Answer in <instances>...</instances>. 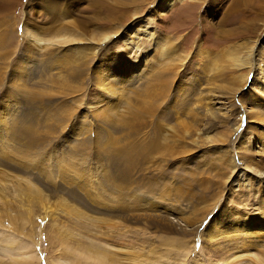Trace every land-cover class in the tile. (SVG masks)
<instances>
[{"label": "rangeland", "instance_id": "rangeland-1", "mask_svg": "<svg viewBox=\"0 0 264 264\" xmlns=\"http://www.w3.org/2000/svg\"><path fill=\"white\" fill-rule=\"evenodd\" d=\"M167 3L0 0V264H264V0Z\"/></svg>", "mask_w": 264, "mask_h": 264}, {"label": "bare ground", "instance_id": "bare-ground-1", "mask_svg": "<svg viewBox=\"0 0 264 264\" xmlns=\"http://www.w3.org/2000/svg\"><path fill=\"white\" fill-rule=\"evenodd\" d=\"M165 1L168 2L166 4L167 7L165 8V9H167L176 0H164V2ZM178 1H180V0H178ZM263 82H264V80H263ZM114 215L116 217H120L117 213H114ZM45 218H46V220H48L47 215L45 216ZM120 218L123 221L126 220L125 216H122ZM109 229H110V233L108 235L109 240H111L112 242L116 241L118 244L117 248H115V250H114V248L111 249V248H109V245L108 246L104 245V246H106V247H104L101 244L96 243L97 240L95 242L92 240L89 242V244L88 243L82 244L79 241L80 245L77 243L78 247H77V245L75 246V264H157L158 263L157 261L148 257L150 255L152 256V254H146V255L143 254V249L139 246V242H138V239H140V238H138L139 232H137L136 230H133V231H131L132 234L130 232V234L127 235L128 231H126L125 226L123 224L121 227L111 224ZM135 235H136V237H135ZM213 235H215V234H213ZM129 236L130 237L133 236V239L130 238ZM251 236L254 237L255 234L252 233ZM58 238L59 239L62 238L59 233H58ZM178 245H179L178 246L179 250H181L180 252H182V254H183V251L185 249L184 248L185 242H183V241L179 242ZM31 247H32L31 253H29V254L23 253V256H22L23 259L21 261V264H34L33 259L36 260L35 264H39V252L38 251L40 250L41 247L37 243ZM5 250H7L8 252H11L10 249H5ZM193 250H195V249H193ZM168 253H172L171 250H168ZM47 263L48 264H69V262L65 259H62V257L56 258L53 256H51V257L49 256V258H47ZM158 264H160V263H158Z\"/></svg>", "mask_w": 264, "mask_h": 264}]
</instances>
